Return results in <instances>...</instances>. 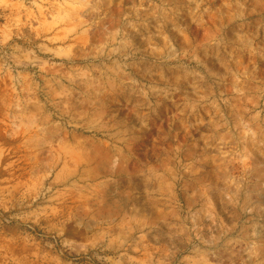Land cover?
Here are the masks:
<instances>
[{
  "label": "rangeland",
  "instance_id": "374dc122",
  "mask_svg": "<svg viewBox=\"0 0 264 264\" xmlns=\"http://www.w3.org/2000/svg\"><path fill=\"white\" fill-rule=\"evenodd\" d=\"M0 264H264V0H0Z\"/></svg>",
  "mask_w": 264,
  "mask_h": 264
}]
</instances>
